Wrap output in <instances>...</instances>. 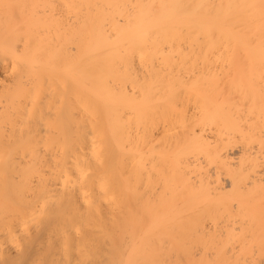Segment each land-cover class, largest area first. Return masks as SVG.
Returning a JSON list of instances; mask_svg holds the SVG:
<instances>
[{"label": "bare ground", "instance_id": "bare-ground-1", "mask_svg": "<svg viewBox=\"0 0 264 264\" xmlns=\"http://www.w3.org/2000/svg\"><path fill=\"white\" fill-rule=\"evenodd\" d=\"M0 264H264V0H0Z\"/></svg>", "mask_w": 264, "mask_h": 264}]
</instances>
